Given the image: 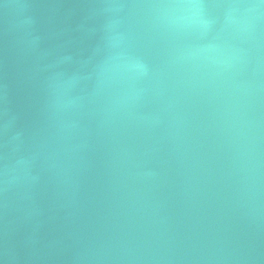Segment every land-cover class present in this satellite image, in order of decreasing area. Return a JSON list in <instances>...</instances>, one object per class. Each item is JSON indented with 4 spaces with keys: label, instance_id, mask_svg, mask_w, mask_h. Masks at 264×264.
<instances>
[{
    "label": "water",
    "instance_id": "obj_1",
    "mask_svg": "<svg viewBox=\"0 0 264 264\" xmlns=\"http://www.w3.org/2000/svg\"><path fill=\"white\" fill-rule=\"evenodd\" d=\"M0 264H264V0H0Z\"/></svg>",
    "mask_w": 264,
    "mask_h": 264
}]
</instances>
